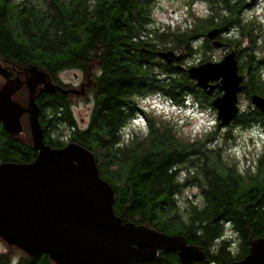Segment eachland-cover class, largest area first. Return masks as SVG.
Wrapping results in <instances>:
<instances>
[{
	"label": "trees",
	"instance_id": "obj_1",
	"mask_svg": "<svg viewBox=\"0 0 264 264\" xmlns=\"http://www.w3.org/2000/svg\"><path fill=\"white\" fill-rule=\"evenodd\" d=\"M16 3L0 0V57L4 61L22 65L29 62V68L50 73L64 68L84 70L95 62L103 72L96 80L94 108L85 130H71L76 121L69 104L58 95L40 97L38 109L46 113L49 126L46 143L51 148L59 149L73 142L93 154L99 176L113 189V209L123 223L145 226L164 235H180L216 264L240 261L254 241H264V172L261 174L264 154L258 161L261 166H257L260 168L257 174L247 171L241 176L234 162L229 166L222 159L220 148L204 147L213 133L203 140L184 141L176 137L169 123L160 121L153 126L150 116L148 134L116 147L120 140L116 134L119 126L134 112L130 100L133 92L143 95L145 91L159 90L173 99L191 93L201 104L211 106L197 93L185 71L161 63L155 55V51L185 50L187 32L145 30L149 23L148 5L142 6L139 0H29L28 30L19 10L25 2ZM141 35L146 38L140 39ZM153 41H159L161 46L157 47ZM165 42L172 47L164 46ZM140 48L152 51L150 64L149 56L140 53ZM154 67L168 74L167 82L155 78ZM122 108L128 109L127 114ZM258 120L237 116L233 124L246 126ZM28 134L29 142L24 143L22 138L8 135L0 124V164L29 163L30 129ZM173 165L177 171L169 175ZM180 166L187 173L183 185L173 180L181 171ZM191 186L199 188L204 207L201 210L186 201L189 207L181 213L172 199L173 193H182ZM185 214L187 223L181 219ZM229 220L239 232L240 243L234 253L226 250L230 241H222L213 252V240ZM5 246L7 252L0 253V264H9L13 254L21 258L20 264H55L45 254L29 257L14 246ZM131 264L181 263L176 254L158 251L151 261Z\"/></svg>",
	"mask_w": 264,
	"mask_h": 264
},
{
	"label": "water",
	"instance_id": "obj_2",
	"mask_svg": "<svg viewBox=\"0 0 264 264\" xmlns=\"http://www.w3.org/2000/svg\"><path fill=\"white\" fill-rule=\"evenodd\" d=\"M172 52L167 50L157 55L172 63L180 58ZM235 62L233 55H229L220 64L177 67L204 91L209 81L222 78L218 89L223 94L211 101L220 110L219 127L228 125L237 115L235 104L241 78ZM31 69L39 72L35 67ZM5 72L0 65V75L6 79L0 89V123L9 135H20L19 117L28 113L32 146L38 155L27 164H0L3 242L29 257L45 254L55 264L147 262L158 251L176 254L181 264H216L180 235H164L145 226L123 223L113 209V189L99 176L93 154L73 142L59 149L45 145L37 121L34 91H29L28 108L16 106ZM252 100L264 112V100L256 97ZM229 264H264V241H254L246 256Z\"/></svg>",
	"mask_w": 264,
	"mask_h": 264
},
{
	"label": "clouds",
	"instance_id": "obj_3",
	"mask_svg": "<svg viewBox=\"0 0 264 264\" xmlns=\"http://www.w3.org/2000/svg\"><path fill=\"white\" fill-rule=\"evenodd\" d=\"M247 5L239 4V0H231V7H238L237 21L232 23L228 30L223 33L226 40L239 42L241 48H249L250 37L242 35V28L252 26L250 36L255 37L254 44L251 45L250 54L257 60L264 58V0H247ZM218 9V12H217ZM232 12L229 8L223 7L220 4L213 5L210 0H153L148 11L150 23L146 25L149 29L157 30L160 33L168 31H179L181 33L190 31L196 21H208L210 18L216 19L218 16L229 17ZM150 35V33H149ZM146 36L141 35L140 39H145ZM206 37L198 36L194 40H189L186 47L197 49L198 51L185 59L184 63L188 66L201 63L204 55L209 57L208 62L211 64H220L221 52H206L202 49ZM137 42V38L133 37V43ZM157 47L161 46L159 41H153ZM164 46L172 47L170 42H165ZM177 55L181 53L177 52ZM152 72L157 80L167 82V73L162 72L158 68H153ZM259 78L264 82V65L258 68ZM98 76L100 72L96 73ZM79 81L73 83L78 84ZM130 100L135 105L137 111H134L124 120L117 130V136L120 137L116 144L117 148L123 147L134 139L137 131L144 133L149 132L148 116L152 118L153 126L158 121L169 122L174 126V130H178L180 134L187 136L191 140H195L209 133H214L215 138L204 145L208 150H215L217 147L222 149L221 157L231 166V162H235L236 172L243 176L245 169L249 167L245 158L252 159L253 154L258 158L264 154V122L253 121L248 125L232 124L229 121L217 130V118L220 115L219 109L212 107H202L201 102L191 93H184L177 99L165 95L163 92L145 91L143 95L133 92ZM254 107V106H253ZM237 114H244L249 111V104L246 101H237L235 104ZM127 114L128 109L122 108ZM230 134L232 139L227 141L228 147L224 150L225 135ZM254 171V168L252 169ZM177 171V166L173 165L169 169V175ZM191 171V170H190ZM186 173L179 171L173 180L178 185H183L186 179ZM199 188L191 186L184 188L182 193H173L172 199L175 201L177 209L184 212L189 207L186 201H190L192 206L199 209L204 207V198L199 194ZM193 197H195L193 199ZM181 219L187 223L188 216L182 215ZM200 234V233H198ZM222 241H230L227 251L234 253L237 245L240 243L239 232L234 229L232 222L226 221L223 225L222 233L213 240L212 251L216 252V246ZM0 251L6 252L7 249ZM19 256H12L9 264H20Z\"/></svg>",
	"mask_w": 264,
	"mask_h": 264
},
{
	"label": "flooded vegetation",
	"instance_id": "obj_4",
	"mask_svg": "<svg viewBox=\"0 0 264 264\" xmlns=\"http://www.w3.org/2000/svg\"><path fill=\"white\" fill-rule=\"evenodd\" d=\"M14 2H25L24 7H16V9H19L24 15L23 17L26 20V27L29 30V0H12ZM139 2H142V4L151 5L153 3V0H139ZM185 2H190V0H185ZM16 3V4H17ZM210 3L213 5L220 4L223 7L229 8V10L232 12V15L229 17H223L218 16V18L213 19L210 18L208 21H196L193 25L192 29L187 32V42L189 40H194L198 36L203 35L206 37L204 45L202 46V49L206 50V52H221L222 58L221 62L229 55H233L235 59V64L237 66V73L238 76L241 78L240 82V90L237 93V99L236 101H246L249 104V111L244 114H237V116L240 117H254L259 119L258 122H264V112L261 111L259 106L253 102V97H256L257 99L264 100V82H262L259 78L258 68L261 65H264V58L257 60L255 57H253L250 54V48L251 45L254 44L255 37L250 36L252 26H245L242 28V35L245 37H250V46L249 48H241L239 46V42L236 41H230L226 40L223 36V33H225L228 30V27L232 23H236L237 21V12L238 7L233 8L231 7V0H210ZM239 4H242L244 6L247 5V0H239ZM143 6V5H142ZM147 15L149 11V6L146 7ZM218 12V9H217ZM48 13V12H47ZM148 18V16H147ZM149 19V18H148ZM149 24V23H148ZM214 43L219 44L218 46H215ZM187 45V43H186ZM167 51V50H166ZM173 51V50H171ZM198 50L197 49H190L186 47L185 50H180L179 53H181L179 60L168 63L164 59H162L159 55H157L159 52L163 51H155V55L159 59H161V63L168 64L169 66L175 67L177 69L178 66L184 69L188 68H194L198 67L202 64H211L208 62L209 57L207 54L204 55L203 61L199 64H195L192 66H188L184 63L185 59L188 57H191L194 55ZM140 53H144V55H148V62L151 63L150 55L152 51L150 49H139ZM154 53V52H153ZM173 54H176L177 51H173ZM177 55V54H176ZM0 65L2 68L6 70L7 77L9 79V84L11 86V92H12V101L14 104L21 108H28L29 107V91H34V103L36 109H38V105L40 104V97L43 99H46L49 97V95H58L63 99V102L68 103L71 109L72 116H77L73 109H77L79 106L77 103L82 98H87L86 96H89L90 99L87 100V103L83 106L85 110H88L86 115V120L82 119L77 122L75 120V127H71V130L74 131V129L78 130H85L89 126V119L90 115L93 111L94 106V92H96L97 82L96 80L100 79L102 77L103 72L101 69L96 67L95 62L89 63L87 68L81 69V68H64V69H56L53 73L47 72V71H41L38 69L39 72H32V69L29 68V62L27 64H19L14 61H4L3 58L0 57ZM59 70V71H58ZM178 70V69H177ZM72 71V77L68 75ZM97 71L100 72V75L98 76L96 73ZM110 75L113 74V71L109 72ZM188 78V77H187ZM190 83H192L195 87V90H197L198 94L201 93L202 96L211 104V101L223 94L221 90H219V86L221 85V79L219 78L217 80L209 81L207 84V89L201 90L200 88L195 86V82L188 78ZM74 81H79L78 84L73 83ZM6 83V79L0 75V89L3 87V84ZM30 89V90H29ZM152 91V90H151ZM26 93V95H25ZM25 95V96H24ZM133 104V102H132ZM47 104L44 103V106ZM254 106V107H253ZM43 107V106H42ZM47 108V107H45ZM44 115V120H43ZM46 113L42 114V111L38 109V120L41 127V136L42 141L45 145H48L47 142V136L49 132V126L46 125ZM29 120V114L23 113L19 117V123L22 128V133L20 135H14L11 137H19L23 139V142L27 143L29 142V129L30 124L28 122ZM44 122H43V121ZM2 125V123H0ZM3 126V125H2ZM64 127H66L63 124ZM4 128V127H3ZM68 130V129H67ZM7 132V131H6ZM8 133V132H7ZM9 135V133H8ZM32 137L30 138L31 142ZM32 143V142H31ZM32 145V144H31ZM30 145V146H31ZM32 148V152L30 157L34 155V157L29 159V163L34 161L36 156L38 155L37 151H35ZM263 154H261L258 158L254 156L252 162V167L250 169L251 173H258L260 168L257 166H261L259 164L260 157ZM254 168V171L252 170ZM264 172V167L261 169V174ZM256 173V174H257ZM259 175V174H258Z\"/></svg>",
	"mask_w": 264,
	"mask_h": 264
},
{
	"label": "rangeland",
	"instance_id": "obj_5",
	"mask_svg": "<svg viewBox=\"0 0 264 264\" xmlns=\"http://www.w3.org/2000/svg\"><path fill=\"white\" fill-rule=\"evenodd\" d=\"M12 1V0H11ZM184 2H185V0H184ZM140 4H142V2H140ZM143 5V4H142ZM152 5V4H151ZM150 4L148 5L149 6V8H150V6H151ZM149 23H150V21H149ZM145 30H154V29H149V28H147L146 27V29ZM170 32H175V31H170ZM68 75H70L71 77H72V71L68 74ZM90 96V95H89ZM89 96H86L87 98H82V99H80V101H78L77 103H75V104H78L79 103V106H78V108L77 109H73V112L77 115L76 117H75V120H77V122H79L80 120H81V118L82 119H85L86 120V115H87V112H88V110H85L84 109V105L87 103V100H89L90 99V97ZM132 105H134V104H132ZM202 105V107H209V105H205V104H201ZM210 107H212L213 109H215L213 106H210ZM134 111H137V109H136V107H135V105H134ZM237 117V116H236ZM149 120H152V118H149ZM159 122L160 121H158L157 123H156V125L157 124H159ZM164 123H169V122H164ZM170 124V123H169ZM232 124H233V121H232ZM171 125V124H170ZM217 125H218V122H217ZM216 125V128H217V130H219V128H221V127H219V126H217ZM234 125V124H233ZM172 126V125H171ZM223 127V126H222ZM172 128H173V131L175 132V135H176V137H178V138H180L181 140H186V141H189V142H195L196 140H203V138H205L206 137V135H208V134H206V135H204V136H202V137H199V138H197V139H195V140H189L188 138H187V136H185V135H183V134H180L179 133V131L178 130H174V126H172ZM209 134H212V133H209ZM145 136V134L144 133H142V132H140V131H137L136 133H135V135H134V139L136 140V138H142V137H144ZM211 138H212V140L215 138V134L213 133V135H211ZM232 139V137H231V135L230 134H227V136L225 135V137H224V140L226 141V143L224 144V150H226L227 149V147H228V144H227V141H229V140H231ZM211 140V141H212ZM210 141V142H211ZM206 143H209V142H206ZM205 143V144H206ZM218 148H220V147H218ZM221 149V148H220ZM221 151H222V149L221 150H219V152H220V154H221ZM254 154H253V156H252V159L251 160H248L247 158H245V160H246V163L249 165V167H247L246 169H245V173L248 171V173H249V171H250V169H251V167H252V162L251 161H253V158H254ZM234 161H232L231 163H233ZM235 163V162H234ZM181 171H184L185 173H186V171H185V169H184V167H182V166H180V168H179ZM187 174V173H186ZM6 244L3 242V241H1L0 240V250H2V249H7V247L5 246ZM1 252H4V251H0V253ZM7 252V251H6ZM13 256H16L15 254H13Z\"/></svg>",
	"mask_w": 264,
	"mask_h": 264
}]
</instances>
